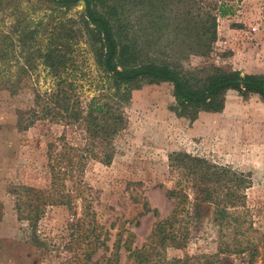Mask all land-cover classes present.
Masks as SVG:
<instances>
[{"label": "trees", "instance_id": "obj_1", "mask_svg": "<svg viewBox=\"0 0 264 264\" xmlns=\"http://www.w3.org/2000/svg\"><path fill=\"white\" fill-rule=\"evenodd\" d=\"M39 1L41 17L1 9L0 93L19 95L23 130L46 121L70 128L76 137L71 142L61 135L47 145V189L19 186L12 192L18 219L32 227L49 206L74 210L80 204L84 218L93 219L85 168L112 161L115 138L128 124L125 106L143 82L170 86L174 110L185 118L220 112L229 91L264 101L262 75L214 66L208 73L204 67L189 71L173 56L168 62L149 55L154 48L159 54L187 47L207 64L216 55L217 18L230 13V0ZM77 7L78 18L68 17ZM169 169L175 180L166 192L172 210L154 223L139 249L127 248L129 257L137 264H222L246 255L247 264H255L264 233L245 205L249 176L187 153L171 154ZM204 222L216 236L215 252L168 259L167 250H184ZM118 254L115 246L107 261Z\"/></svg>", "mask_w": 264, "mask_h": 264}, {"label": "rangeland", "instance_id": "obj_2", "mask_svg": "<svg viewBox=\"0 0 264 264\" xmlns=\"http://www.w3.org/2000/svg\"><path fill=\"white\" fill-rule=\"evenodd\" d=\"M227 4L231 11L217 18L216 55L207 64L187 47L159 54L152 53L154 48L149 55L168 62L173 59L167 56H173L189 71L214 66L264 76V0ZM15 8L28 18L45 13L39 0H1L0 14L1 9ZM80 13L77 7L67 15L78 18ZM19 98L0 93V264H137L127 248L139 249L154 223L172 210L166 192L174 187L169 169L174 153L205 158L249 176L245 205L255 227L264 233V101L258 96L229 91L220 112L200 111L192 119L174 110L170 86L143 82L125 106L128 124L115 138L112 161L89 162L85 168L93 219L84 218L80 204L74 210L49 206L34 227L18 219L12 192L19 186L47 189V145L61 135L73 142L76 134L46 121L23 130L17 121V112L24 108ZM89 219L90 226L85 224ZM215 237L204 222L184 250H167L166 256L183 259L214 253ZM115 246L118 258L107 261ZM247 263L246 255L222 262ZM255 264H264V248Z\"/></svg>", "mask_w": 264, "mask_h": 264}]
</instances>
